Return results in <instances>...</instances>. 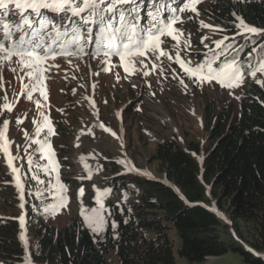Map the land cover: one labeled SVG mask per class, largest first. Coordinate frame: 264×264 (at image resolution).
I'll use <instances>...</instances> for the list:
<instances>
[{"label": "trees", "instance_id": "16d2710c", "mask_svg": "<svg viewBox=\"0 0 264 264\" xmlns=\"http://www.w3.org/2000/svg\"><path fill=\"white\" fill-rule=\"evenodd\" d=\"M217 3L205 13L225 27L228 36L237 31L233 13L249 25L264 28V0ZM196 59L202 61V53ZM205 126L209 131L205 141L174 137L158 145L153 159L164 180L136 174L112 179L115 188L132 180L141 191L131 210L112 205L118 237L111 223L101 239L80 217H73L64 228L44 220L32 231L40 246L39 252L31 249L34 263L108 264L107 254L116 251L119 264H178L168 233L171 221L182 240L178 253L192 263L233 251L248 264H264V86L247 79L238 108L232 101L220 110L208 103ZM212 208L228 216L237 242L221 238L222 216ZM38 213L49 217L44 209ZM146 230L156 237H147ZM26 261L19 223L0 218V264Z\"/></svg>", "mask_w": 264, "mask_h": 264}, {"label": "snow or ice", "instance_id": "6c2138e0", "mask_svg": "<svg viewBox=\"0 0 264 264\" xmlns=\"http://www.w3.org/2000/svg\"><path fill=\"white\" fill-rule=\"evenodd\" d=\"M201 2L183 0L178 5L176 0H0V73L5 69L10 70L17 75L21 84L19 93L14 91L12 99L5 92L0 103V117L13 113L20 95L33 102L37 112V118L33 120L34 133L22 130L25 143L23 146L15 145V154L12 151L15 142L8 135L10 120L3 118L0 124V155L14 176L21 209L25 207L26 182H34L28 189L29 195L41 201L48 198L55 200L53 205L44 208L45 213L67 206V188L58 178L59 162L55 159V149L51 143V137L56 132L47 114L48 92L45 85L48 79L46 74L52 68L60 67L56 63L57 58L76 69L85 58L89 62L96 61L100 65V72L122 68L128 74L125 79L141 69H147L146 61L152 62L153 70L162 69V58H166L179 66V72L172 69V76L185 90L189 87L186 79L196 87L218 85L229 93L240 88L249 77L256 84L264 86V79L257 78L258 74L264 77V28L247 24L235 13L233 15L238 23L235 24L237 31L233 36L224 35L212 41V46L204 44L209 37H202L204 51L200 62L194 63L182 57V52L187 53L191 45L181 40L184 30L176 25L183 24V13L191 12L199 16L197 5ZM240 2L247 0H237V3ZM200 25L213 33L223 31L203 20ZM169 40L174 42L171 44L174 52L167 50ZM249 48L251 50L246 51ZM114 58H118L116 63H113ZM114 74L117 79L120 78L119 73ZM142 75L148 77L151 72L144 70ZM2 87L3 76L0 75ZM37 95L42 99L35 98ZM94 115H98V112ZM25 119L26 115L17 117L15 124L22 125ZM99 127L110 131L102 122ZM112 134L116 135L115 132ZM14 161L27 163L31 173L27 180L23 179L27 175L22 172L23 163L17 167ZM117 163L124 165L128 172L140 174V170L131 166L130 161L121 159ZM142 174L150 177L147 172ZM87 178L91 179V170ZM110 191V188H106L104 194ZM83 194L81 187L79 195ZM95 200L98 207H93L89 214L81 210L80 214L87 227L94 234H100L105 230L106 209L100 195ZM18 220L22 230L19 239L27 246L23 231L25 215L21 214ZM112 227H116L114 221ZM26 264H32V261L28 260Z\"/></svg>", "mask_w": 264, "mask_h": 264}, {"label": "rangeland", "instance_id": "374dc122", "mask_svg": "<svg viewBox=\"0 0 264 264\" xmlns=\"http://www.w3.org/2000/svg\"><path fill=\"white\" fill-rule=\"evenodd\" d=\"M212 4L217 5V0L202 1L197 5L199 16L191 12L183 13V24L176 25L184 30L181 40L191 45L187 53L182 52V57L191 59L194 63L200 62L196 59V54L203 53L204 44L212 46V41L228 35L225 27L206 15L205 12H211ZM189 16L192 19L189 20ZM201 20L223 31L213 33L210 29H204L200 25ZM204 36L209 39L204 40L202 44L201 38ZM172 43L174 42L170 40L167 42V50L174 52L171 47ZM181 47L183 48V44ZM117 59L114 58L113 63H116ZM56 63L60 67L52 68L46 74L48 79L45 85L48 92L47 114L50 115L56 132V135L51 137V143L62 152L60 156H66L63 160V176L59 180L62 182L63 178H68L74 181V178L80 176L79 172L86 175L89 174V170L94 178L90 181L78 180L80 184L85 185L82 196L79 195L80 188L74 189V192L72 186H66L67 206L56 212L50 211L47 222L57 228H64L73 217L83 218L80 214L81 210L89 214L93 207H98L95 197L100 195L106 209L105 230L100 234H94L89 230L101 239L105 237L108 225L109 223L112 225L113 221L116 227H112V230L118 237L117 222L112 215L114 213L112 204H118L119 208L121 207L120 210L124 205L131 210V204L140 198L141 191L132 180L116 188L111 185V182L107 184L108 186L106 185V179L116 176V173L120 175L130 173L124 165L117 161L132 160L136 169L148 172L152 178L164 180L165 174L158 169V164L153 159L158 145L174 137H180L181 141L183 137L205 141L209 135L205 126L207 104L211 103L220 110L225 102L232 101L238 108L239 98L237 97L240 96L243 87L241 85L240 88L229 93L228 90L218 85L216 87L207 85L196 87L186 79L185 83H188L189 87L185 90L172 76V69L179 72V66L174 62H169L166 58H162V69L153 70L152 62L146 61L147 69H141L127 79L124 77L128 74L124 73L122 68L107 73L100 72V65L96 61L89 62L87 58L79 62L78 69L59 58ZM144 70L150 71L151 75L144 77L142 75ZM7 71L10 70L5 69L0 75L4 77ZM94 72L100 74L93 75ZM114 73H119L120 78L117 79ZM257 78L264 79L259 74ZM248 79L254 81L251 77ZM87 96H89V102L88 98L85 99ZM93 101L95 108H93ZM2 102L0 95V103ZM96 112L98 115H94ZM16 115V118H23L26 115L27 119L22 125L17 126L15 123L10 125L8 135L15 142L12 147L13 154L16 153V144L23 146L25 143L22 130L26 129L29 134L34 133L33 120L37 118V112L34 108H30L28 102H23ZM101 121L107 125L108 129H114L116 135L100 128ZM77 152L86 153L89 167H85L86 162H81L77 166L78 157H75ZM15 163L17 167H21L23 163L22 172L27 174L26 178L31 175L26 162L15 161ZM5 167L4 160H0V215H17L18 195L10 189L12 184L5 177ZM32 183L34 182H26L27 188ZM6 187L10 190H4ZM106 188H110L111 191L104 194ZM44 201H47L49 206L55 203L53 198ZM222 214L223 223L218 228L221 238L237 242V234L228 216L225 213ZM168 226L178 264H248L241 254L233 251L217 257H208L203 263H192L179 255L178 250L182 246V240L173 222L169 221ZM145 235L149 238L156 237L153 231L146 230ZM30 239L31 248L39 252L40 246L32 231ZM107 260L108 264H119L120 262L116 251L107 254Z\"/></svg>", "mask_w": 264, "mask_h": 264}, {"label": "clouds", "instance_id": "9594fccd", "mask_svg": "<svg viewBox=\"0 0 264 264\" xmlns=\"http://www.w3.org/2000/svg\"><path fill=\"white\" fill-rule=\"evenodd\" d=\"M20 88H21V84L19 83V80L18 79H16V78H14V77H10V76H8V73L3 77V87L2 88H0V95H1V98H2V100H3V96L5 95V92H7V95L9 96V98H13V95H14V91H15V93H19V91H20ZM47 90V89H46ZM35 98H40V99H42L41 97H39L38 95L35 97ZM23 102H28L29 104H30V108H34L35 109V105L33 104V102H31V101H28L27 99H26V97H24L23 95H20L19 96V100H18V102L16 103V105H15V107H14V109H13V113L11 114V115H7L6 114V116L5 117H0V124L2 123V119L3 118H8L9 120H10V125L11 124H14L15 123V119H16V113H17V111H18V109H19V107L21 106V105H23ZM48 102V101H47ZM49 117H50V115H48ZM10 125H9V129H10ZM76 146H78V144H76ZM52 147L55 149V157H58V159L60 160V162L62 161V163H63V165L61 164V167H60V171H61V176H63V173H62V167H64V162H63V160H64V157H66V156H60V154L62 153L61 151H58L57 150V148H56V146H54V145H52ZM75 157H78V162H77V166H78V164L79 163H81L82 161H83V159L84 158H86L87 159V155H86V153H81L80 154V152L78 153H76L75 154ZM3 158V156L1 155L0 156V160H4V163H5V159H2ZM14 164L16 165V163L14 162ZM6 168V174H5V177L7 178V180L9 179L10 180V183L12 184V188H10V189H12V191L15 193V194H17L18 196H17V199H18V201H19V194H18V192H17V189H16V186L13 184V176H12V174H11V171H10V169L6 166L5 167ZM117 171V170H116ZM79 174H80V176H78V177H76V178H74L75 180L74 181H70V180H68V178H63V181H66L67 183H69V184H71V186H72V189L74 190V189H76V188H80L81 186H83L82 184H80L79 183V181L78 180H84V176H83V174L81 173V172H79ZM118 175H120V174H117L116 173V176H118ZM123 175V174H122ZM41 176H42V178H43V173H41ZM116 176H113V178L114 177H116ZM142 178H146L145 176H141ZM113 178H107L109 181H111ZM7 183H8V181H6ZM10 189H8L7 187L4 189V190H6V191H8V190H10ZM78 190V189H77ZM39 204H31V206H38ZM2 217H6V218H11V219H14L15 218V215H7V216H1L0 215V218H2ZM17 221V220H16ZM18 222V221H17ZM35 226V225H34Z\"/></svg>", "mask_w": 264, "mask_h": 264}, {"label": "water", "instance_id": "95a60500", "mask_svg": "<svg viewBox=\"0 0 264 264\" xmlns=\"http://www.w3.org/2000/svg\"><path fill=\"white\" fill-rule=\"evenodd\" d=\"M263 257H264V255H263Z\"/></svg>", "mask_w": 264, "mask_h": 264}]
</instances>
